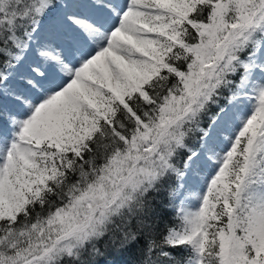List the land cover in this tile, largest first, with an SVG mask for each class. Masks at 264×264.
Wrapping results in <instances>:
<instances>
[{"label":"snow or ice","instance_id":"obj_1","mask_svg":"<svg viewBox=\"0 0 264 264\" xmlns=\"http://www.w3.org/2000/svg\"><path fill=\"white\" fill-rule=\"evenodd\" d=\"M0 264H264V0H0Z\"/></svg>","mask_w":264,"mask_h":264}]
</instances>
